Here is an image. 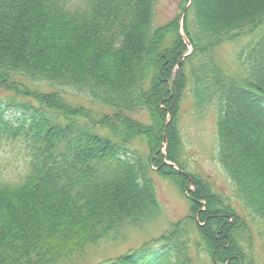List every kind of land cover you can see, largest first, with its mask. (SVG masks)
Returning <instances> with one entry per match:
<instances>
[{"label": "trees", "instance_id": "trees-1", "mask_svg": "<svg viewBox=\"0 0 264 264\" xmlns=\"http://www.w3.org/2000/svg\"><path fill=\"white\" fill-rule=\"evenodd\" d=\"M156 4L0 0V105L20 114L0 106V149L29 156L20 181L0 182V264H59L153 224L154 172L193 184L189 223L109 264H194L192 234L212 264H258L248 218L189 171L181 120L189 101L194 118L215 117L218 162L264 226V0H187L157 27ZM228 44L236 70L217 56Z\"/></svg>", "mask_w": 264, "mask_h": 264}, {"label": "rangeland", "instance_id": "rangeland-1", "mask_svg": "<svg viewBox=\"0 0 264 264\" xmlns=\"http://www.w3.org/2000/svg\"><path fill=\"white\" fill-rule=\"evenodd\" d=\"M208 5L211 0H206ZM187 0H157L155 8V26H161L183 13L182 6ZM188 51L192 50L191 44L187 42ZM239 44H228L217 51L218 59L224 64L235 66V56L239 51ZM1 97H6V93L0 92ZM188 97V95H187ZM189 101L184 107L181 120V130L186 149V162L191 171L196 176H202L209 182L215 192L220 193L234 204L237 211L245 218H248L252 230V249L249 250L258 264H264V226L257 220L248 215L242 209V205L234 196L233 187L228 175L223 170L217 159L218 135L216 120L212 114L199 120L193 117ZM4 105V104H3ZM2 110L7 109L5 105ZM4 117L7 119H17L20 114L11 109L5 110ZM0 149V182H18L24 176L29 160L27 150L22 144L12 142L3 143ZM133 146L142 156H146L148 149L146 144L140 139L135 141ZM165 153V146L162 149ZM156 184L158 200L161 204L162 217L153 224L139 228H122L119 232L111 234L98 245L88 246L82 253L70 257L59 264H109L112 260L125 256L138 254L144 245H159L156 240L168 232L171 225L175 222L189 223L194 206L191 201V188H185L184 192L173 181L158 176L155 172L151 174ZM204 210V209H201ZM201 225H205L201 223ZM194 228L188 229L190 235ZM194 241L189 244L190 251L188 256L194 260V264H212L210 257L204 252L202 244L197 239L196 234H192ZM196 239V240H195Z\"/></svg>", "mask_w": 264, "mask_h": 264}]
</instances>
